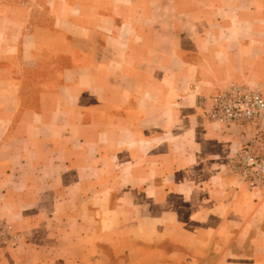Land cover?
I'll return each instance as SVG.
<instances>
[{"label": "crops", "instance_id": "0c3cea01", "mask_svg": "<svg viewBox=\"0 0 264 264\" xmlns=\"http://www.w3.org/2000/svg\"><path fill=\"white\" fill-rule=\"evenodd\" d=\"M264 95V0H0V264H264V133L208 119Z\"/></svg>", "mask_w": 264, "mask_h": 264}, {"label": "built area", "instance_id": "2783aa9c", "mask_svg": "<svg viewBox=\"0 0 264 264\" xmlns=\"http://www.w3.org/2000/svg\"><path fill=\"white\" fill-rule=\"evenodd\" d=\"M208 119L224 125H237L264 133V95L243 84H234L212 95L204 104ZM231 173L252 188L264 187V142L246 144L228 160ZM20 234L14 225L0 216V250L15 246Z\"/></svg>", "mask_w": 264, "mask_h": 264}, {"label": "rangeland", "instance_id": "374dc122", "mask_svg": "<svg viewBox=\"0 0 264 264\" xmlns=\"http://www.w3.org/2000/svg\"><path fill=\"white\" fill-rule=\"evenodd\" d=\"M264 188V187H263ZM9 222V221H8ZM11 223V222H10Z\"/></svg>", "mask_w": 264, "mask_h": 264}]
</instances>
